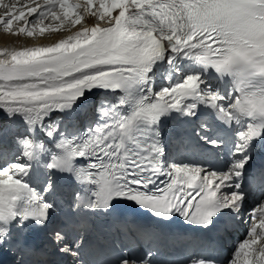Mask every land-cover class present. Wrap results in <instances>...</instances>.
<instances>
[{
  "label": "snow or ice",
  "instance_id": "1",
  "mask_svg": "<svg viewBox=\"0 0 264 264\" xmlns=\"http://www.w3.org/2000/svg\"><path fill=\"white\" fill-rule=\"evenodd\" d=\"M0 29L53 40L0 48V251L24 264L36 229L71 264H264V0H0ZM130 206L147 221L93 243L89 218Z\"/></svg>",
  "mask_w": 264,
  "mask_h": 264
},
{
  "label": "bare ground",
  "instance_id": "2",
  "mask_svg": "<svg viewBox=\"0 0 264 264\" xmlns=\"http://www.w3.org/2000/svg\"><path fill=\"white\" fill-rule=\"evenodd\" d=\"M93 19L94 18H86V23L90 25ZM2 32L3 30L0 29V48H3V47L20 48V47L34 46V45L39 46V45H46V44L53 42V40L44 39L36 43L34 42L33 44V42L28 41L25 37H14L10 34H5ZM58 35L66 36L68 34L66 33L65 35H62V34H58ZM81 112H83V109L81 110ZM223 256L224 257L227 256V253H225Z\"/></svg>",
  "mask_w": 264,
  "mask_h": 264
},
{
  "label": "rangeland",
  "instance_id": "3",
  "mask_svg": "<svg viewBox=\"0 0 264 264\" xmlns=\"http://www.w3.org/2000/svg\"><path fill=\"white\" fill-rule=\"evenodd\" d=\"M77 27H79V26H77ZM70 34L69 32H61V33H59V34H62V35H65V34ZM28 41H30V42H33V44H34V42L36 43V42H38V41H42V40H44V39H32V38H27V37H25ZM83 118H84V116H83ZM233 251H234V249L231 251V255H232V253H233Z\"/></svg>",
  "mask_w": 264,
  "mask_h": 264
}]
</instances>
